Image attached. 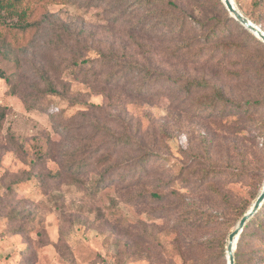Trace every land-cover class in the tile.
<instances>
[{
	"label": "rangeland",
	"instance_id": "1",
	"mask_svg": "<svg viewBox=\"0 0 264 264\" xmlns=\"http://www.w3.org/2000/svg\"><path fill=\"white\" fill-rule=\"evenodd\" d=\"M167 1L179 34L134 27V0H31L36 31L0 24V264H228L264 186V52L217 0ZM232 1L264 32V0ZM214 88L230 102L200 113ZM258 211L243 261L264 264Z\"/></svg>",
	"mask_w": 264,
	"mask_h": 264
},
{
	"label": "trees",
	"instance_id": "2",
	"mask_svg": "<svg viewBox=\"0 0 264 264\" xmlns=\"http://www.w3.org/2000/svg\"><path fill=\"white\" fill-rule=\"evenodd\" d=\"M31 0H0V24H5L4 18H16L17 22L15 24H12L10 26L11 29L15 30L16 35H22V38L25 37L26 34L31 33V31H36L40 25L41 20H37L34 18V20H31V17L33 16V12L29 8V3ZM134 7L131 9L134 13L131 23H134V27H138L137 29L142 31H150L151 33H158V35L164 36L167 34H179L182 31L183 25L175 26L173 25L169 20L171 17L170 11L175 9L174 4L171 1L167 0H134ZM217 3L221 6V8L224 9V4L222 0H217ZM166 13V14H165ZM144 14L140 19L138 18L139 15ZM169 14V15H168ZM253 23V22H252ZM10 25V24H9ZM132 26V27H133ZM133 27V28H134ZM177 27V28H176ZM243 27V26H242ZM244 28V27H243ZM136 29V28H134ZM136 29V30H137ZM245 29V28H244ZM248 31V30H247ZM254 36V35H253ZM218 37L217 33L214 32L213 38L216 39ZM253 41H255L261 49H263L264 52V44L260 40H256L253 38ZM137 45L141 44L139 42H135ZM244 51V50H242ZM4 55V57H7L8 51H2L0 52ZM102 59L107 58L105 54H102L100 56ZM101 60V59H100ZM117 66L120 67V69L123 68V66H127L128 63L117 61V59H113ZM103 61V60H102ZM91 61L89 59L83 60L82 63L89 64ZM128 67H131L130 65ZM126 67V68H128ZM147 78H150L151 73L150 71H145L144 73ZM41 81L44 85V92L46 94L56 95L57 90L54 85V83L50 80V78L45 74L42 73L40 75ZM0 79L5 80L9 84L12 83L10 77L6 76L3 70L0 69ZM107 84L104 88L109 92L111 89V84L107 80L105 81ZM149 83V82H148ZM148 85V84H147ZM145 85V87H147ZM196 87H205L204 83L192 79H186L184 81L183 85V91L187 94L191 93L192 88ZM139 88V87H138ZM140 90H137L136 93H140ZM107 93V92H106ZM197 104L196 107L200 113L202 112H208V114H211L212 112L216 114L215 110L218 109V107L224 106L226 103L230 102L228 101L221 90L219 88H214L212 93L210 95H206L203 97H200L196 100ZM233 103V102H231ZM6 114L5 108L0 106V127L1 122L4 119ZM119 141L121 144H129L131 142L129 136H122L119 138ZM82 167L80 163H75L69 167L67 170V175H62L61 173H57L56 175H48L47 178L49 180H63L68 177H75L79 171V169ZM138 170H141V166H131V168L128 170L129 173H137ZM75 180V178H69ZM105 179L99 177L96 179L94 183V191L98 192L101 186L105 185ZM246 212H244L242 215H244ZM259 211L252 217V219L258 215ZM241 215V217H242ZM251 221V220H250ZM247 226V223L245 224L239 238L236 244V250L234 252V264H256V262L252 261H243V252H242V243L244 241V238L246 236L245 228Z\"/></svg>",
	"mask_w": 264,
	"mask_h": 264
},
{
	"label": "water",
	"instance_id": "3",
	"mask_svg": "<svg viewBox=\"0 0 264 264\" xmlns=\"http://www.w3.org/2000/svg\"><path fill=\"white\" fill-rule=\"evenodd\" d=\"M229 15L239 22L246 30L252 33L258 40L264 44V32L261 28L252 23L248 18L241 14L235 7L232 0H222ZM264 202V186L258 197L256 198L250 209L240 218L235 229L228 235V241L226 245V257L228 264H234V250L238 238L245 226V224L257 213Z\"/></svg>",
	"mask_w": 264,
	"mask_h": 264
}]
</instances>
